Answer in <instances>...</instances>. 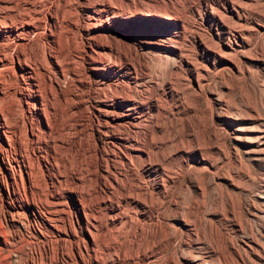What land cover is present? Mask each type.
I'll return each mask as SVG.
<instances>
[{
    "label": "bare ground",
    "instance_id": "obj_1",
    "mask_svg": "<svg viewBox=\"0 0 264 264\" xmlns=\"http://www.w3.org/2000/svg\"><path fill=\"white\" fill-rule=\"evenodd\" d=\"M253 1L184 0L192 16L185 21L172 11L180 0H172L171 10L153 2L158 12L136 8L129 16L121 13L119 0H0V243L24 244L22 215L38 240L45 242L46 231L51 233L59 244L60 259L68 254L66 243L80 258H96L104 249L106 231L116 230L117 235L123 233L119 238L126 234L136 241L134 229L139 225L134 220L160 207L153 200L156 207L150 203L152 191L164 194L168 184L185 175L192 164L211 165L208 144L200 143L194 129L193 134L173 131L172 119L184 105L170 104L168 99L179 93L191 95L221 64L240 70L233 56L243 51L246 55L250 47L248 33L255 22L248 25V14ZM77 19L83 21L81 27ZM42 34L45 44H34V37ZM59 34L64 35L59 39L64 44L59 41L63 51L58 52ZM187 36L197 48L193 57L182 47ZM43 56L63 83L70 77L82 90L54 88L46 63L40 62ZM169 57L178 61L174 71L167 68ZM34 58L41 67L31 61ZM70 61L79 62L82 75ZM40 75L46 76L43 83ZM8 150L10 157L5 156ZM40 166L47 175L45 187ZM10 226L17 229L13 235ZM145 249H136V258L144 259ZM51 255L31 253L29 259L18 260L51 264ZM126 256L130 261L131 256Z\"/></svg>",
    "mask_w": 264,
    "mask_h": 264
},
{
    "label": "rangeland",
    "instance_id": "obj_2",
    "mask_svg": "<svg viewBox=\"0 0 264 264\" xmlns=\"http://www.w3.org/2000/svg\"><path fill=\"white\" fill-rule=\"evenodd\" d=\"M153 2L159 3L160 6L170 8V10L174 5H171L173 3L172 0H119L118 6L123 16H129L134 13L136 8L144 12H158L157 9L151 5ZM251 4L250 8L252 14H248L250 16H248V21L250 22L248 25L255 23L253 26H250L251 32L248 33V47H250L245 51L246 55L243 51L233 56L234 61L238 65L240 64V70H230V68L227 69V67H223L225 65L221 64L220 69L222 70L219 69L220 72L218 71L207 78L203 82L202 89H196L195 92L197 93L191 92V95L179 93V96H176L173 100L168 99L169 102L167 101L173 105L181 101L184 105L183 108H186L184 110L181 107V112L172 119V121L174 120L173 131L176 132L177 130V132H179V130H189V132L192 133V129H194V136L197 137L200 143L205 145L208 144V159L211 165L200 168L192 164L188 172L185 173V175L183 174L184 177L178 176V178L168 184L169 186L167 185L169 188L167 187L164 194L157 190H151L152 198L150 199V203L152 202L154 205L155 202V205L161 208H157L154 205L156 208L155 210L154 207L152 208L150 216H138L139 218L137 217V219L139 221H137V219L136 221L134 220L136 226L139 225L134 229L135 235H137L136 241L138 242L129 239L126 234L124 239L123 237L119 238L123 233L117 235L114 233L116 230H113L114 234L112 232L110 233V231H106L103 242L105 241L108 243L106 244L104 242V249L97 252L96 258L94 257L95 255H92V258L89 257L90 259L88 257L80 258L70 249V245L66 243L64 244L66 246H64V249L68 250L67 252L69 255L64 254L62 257L63 259H60L61 257H58L56 254L59 249V244L53 240L51 233L46 231V234L48 233V240L50 238L52 242L48 240H45V242L38 240L31 230V225L27 224L26 216L22 215L23 217H21V220L23 221V226L21 228V235L24 244L19 240H17V244L12 247L9 245L6 247V245L0 243V264H20V260L18 259L20 257L29 259L31 253L37 256L41 253L43 258L45 253H47V256L52 253V259L50 256L51 264H116L119 261L118 264H264V0H255L251 2ZM173 10L176 17L184 18L185 21H191L192 16L188 13L189 10L184 4V0H180L179 6H177L176 9L172 8V11ZM82 24L83 21L77 19V25L81 27ZM187 29L189 35L192 31V27L190 26V28ZM79 31L80 30L76 29L74 33L77 35ZM202 32L204 33V37L208 38V33L204 30H202ZM252 34H254L253 37ZM44 36L45 35L42 34L39 38L34 37L35 40L33 43L36 44L39 41L37 44H45L46 37ZM57 38L58 46L59 41L63 45L64 41L62 42L61 40L64 39V35L59 34ZM186 39L182 41V47L187 49L184 50L185 53L188 52L187 54L193 57L195 54L192 52L197 48L193 46L190 36L189 38L187 36ZM185 41H188L187 44ZM257 41H259V43H257ZM61 44L59 47L57 46L58 52L63 51ZM190 46L193 47L190 48ZM77 48H79V45ZM33 57L32 55V58ZM45 59L46 57L43 56L41 57V61L39 59H31V61L35 64L37 63V68L41 67L39 61H43V64L46 63L45 66L50 71V77L54 88L58 85H64L63 88L65 91H68V88L73 89L74 87L78 90L81 89V87L77 86V83H75L76 81L71 80L70 77H67L69 80L67 79V81L63 83L60 77L51 71L49 64L46 62L47 59ZM165 61L167 63V68L173 69L174 71L178 61H172L170 57ZM171 61L175 65L172 64ZM73 65L77 71H80L81 66L79 62L74 61ZM241 70L243 72H241ZM80 74L82 75L81 71L79 75ZM44 77L46 78L44 75L39 76V80L42 83L45 81ZM235 78L238 79L236 80ZM14 86L15 85H13V87ZM176 86L178 87V84H176ZM180 87H182V85H180ZM176 98L177 100H175ZM55 100L56 99H54V101ZM56 101L55 102L58 104L59 101ZM173 101L174 103H172ZM57 104L56 106H58ZM187 106H189V109H187ZM191 108L192 110H190ZM182 112L184 114H181ZM175 121L179 123L177 124ZM191 124L194 126H191ZM180 127L186 128L181 129ZM213 133L216 137L220 136L217 138L218 140L221 139L222 141L224 138L222 143L212 135ZM210 138H212V141L216 140L217 144L216 142L210 141ZM91 140L92 138L90 137L89 141L91 143L89 142V144H92L93 141ZM209 142L211 143L209 144ZM187 143L189 145L191 142H186L185 145H187ZM28 148V151L31 153V145H28ZM218 148H220V150H218ZM7 153L8 157H10V150L5 151V156H7ZM156 153L158 154V152ZM213 155L215 157H213ZM42 170L40 166L39 172L42 173H39V176L40 179L43 180H41L43 186L44 182L46 185L47 179H45V176L47 175L45 170H43L44 172ZM181 173L182 172H179L180 175ZM193 175L195 176L193 177ZM153 198L156 199L154 200ZM141 210L143 211L144 209ZM10 227V235H13L17 229L14 228V226ZM127 228L125 230L127 233H130L131 227ZM139 228H141V230ZM142 233L143 236H141ZM108 236H110L111 239L108 238ZM112 239L114 240L112 241ZM122 240L125 243H123ZM129 245H131V249L128 248ZM145 247H147V249H145ZM143 248L147 250L148 255L144 256V259L143 257L136 258V249L142 251ZM111 249L114 250L112 251ZM100 252L103 254L101 257L102 259L100 258ZM148 252H150V254ZM126 255H128V257L131 256L132 260L130 259L129 261ZM114 256H118V258L116 257L113 259ZM119 256L121 259H119ZM134 256L135 258H133ZM141 260L143 262H141Z\"/></svg>",
    "mask_w": 264,
    "mask_h": 264
}]
</instances>
